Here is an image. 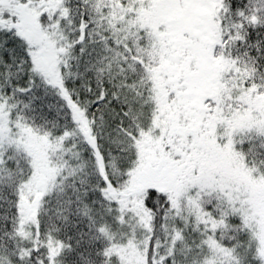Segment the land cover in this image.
I'll use <instances>...</instances> for the list:
<instances>
[{
    "label": "snow or ice",
    "instance_id": "snow-or-ice-1",
    "mask_svg": "<svg viewBox=\"0 0 264 264\" xmlns=\"http://www.w3.org/2000/svg\"><path fill=\"white\" fill-rule=\"evenodd\" d=\"M0 264H264V0H0Z\"/></svg>",
    "mask_w": 264,
    "mask_h": 264
}]
</instances>
